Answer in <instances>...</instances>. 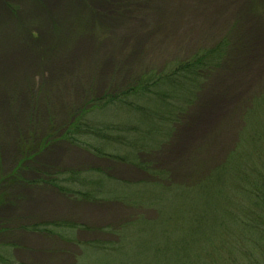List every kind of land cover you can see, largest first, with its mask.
Segmentation results:
<instances>
[{
    "label": "rangeland",
    "instance_id": "rangeland-1",
    "mask_svg": "<svg viewBox=\"0 0 264 264\" xmlns=\"http://www.w3.org/2000/svg\"><path fill=\"white\" fill-rule=\"evenodd\" d=\"M236 23L237 53L148 158L166 177L114 160L96 138L62 139L86 93L99 98L116 75L160 70ZM19 51L26 56L6 63ZM0 60V264H178L183 238L181 258L192 239L197 249L228 227L230 195L216 190L228 170L208 174L236 147L243 104L264 90V0H0ZM46 172H80L63 186L90 199L39 184Z\"/></svg>",
    "mask_w": 264,
    "mask_h": 264
},
{
    "label": "trees",
    "instance_id": "trees-1",
    "mask_svg": "<svg viewBox=\"0 0 264 264\" xmlns=\"http://www.w3.org/2000/svg\"><path fill=\"white\" fill-rule=\"evenodd\" d=\"M179 4H183L182 1ZM238 28L236 23L220 38V32L214 37L204 35L197 50L185 58L167 63L160 70L145 69L123 81L116 75L99 98L86 93L78 106L70 108L71 122L66 123L68 128L62 139L79 145L81 136L96 138L114 151L109 155L114 160L132 163L147 175L166 177L167 172L154 171L148 158L171 142L167 137L171 136L173 125L184 123L189 109L195 105L208 82L218 77L235 50L237 53ZM237 61L233 64L236 65ZM120 70L121 64L117 72ZM243 105L244 126L238 133L236 147L221 166L208 174L210 178L218 171L228 170V177L216 187V190H228L230 195L228 227H214L197 249H191L192 239L187 253L181 258L183 238L179 243L178 264H264V90ZM94 115H100L103 120L93 122L90 118ZM109 119L115 122L111 123ZM53 133L47 136L43 146L39 145L40 150L47 148L49 139H55ZM29 153L24 151L23 155ZM95 154L105 155L98 151ZM79 173L71 172L70 178H63V173L54 175L46 172L41 175L39 184L54 187L64 195L72 193L73 196L83 195L81 198L90 199L91 194L85 196L79 190H68L63 186L64 183L78 181ZM195 230L193 227L187 237L192 238ZM114 235L118 238L117 244L106 249L110 255L116 252L122 239L125 240V227L116 230ZM211 242L214 248L206 258L208 252L204 247Z\"/></svg>",
    "mask_w": 264,
    "mask_h": 264
},
{
    "label": "bare ground",
    "instance_id": "bare-ground-1",
    "mask_svg": "<svg viewBox=\"0 0 264 264\" xmlns=\"http://www.w3.org/2000/svg\"><path fill=\"white\" fill-rule=\"evenodd\" d=\"M260 43H261V41H260ZM25 52L24 51H19V52H15V53H9V54H7V58H6V63L7 62H10L11 63V61H13L14 62V59L13 58H15V57H17V58H19V56L21 57V56H26V54H24ZM5 56V55H4ZM4 58V57H3ZM4 63H3V61L2 60H0V71H1V69H2V65H3ZM12 64V63H11ZM206 112V111H205ZM206 114H208V112H206Z\"/></svg>",
    "mask_w": 264,
    "mask_h": 264
}]
</instances>
